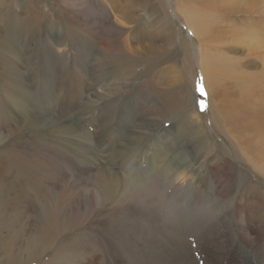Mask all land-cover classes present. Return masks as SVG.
I'll return each mask as SVG.
<instances>
[{
  "label": "rangeland",
  "instance_id": "374dc122",
  "mask_svg": "<svg viewBox=\"0 0 264 264\" xmlns=\"http://www.w3.org/2000/svg\"><path fill=\"white\" fill-rule=\"evenodd\" d=\"M238 76L264 0H0V264H264Z\"/></svg>",
  "mask_w": 264,
  "mask_h": 264
},
{
  "label": "bare ground",
  "instance_id": "6f19581e",
  "mask_svg": "<svg viewBox=\"0 0 264 264\" xmlns=\"http://www.w3.org/2000/svg\"><path fill=\"white\" fill-rule=\"evenodd\" d=\"M221 6V5H220ZM193 28V29H192ZM192 28H191V30L192 31H195L194 30V28L195 27H193L192 26ZM198 28H201V30H199V31H201L202 32V34H204L205 33V28L204 27H202V26H198ZM259 28V27H258ZM246 30V29H245ZM248 30V29H247ZM254 30V29H253ZM252 30V31H253ZM259 30V29H258ZM258 30H255L254 32H252V35H250V33H247L248 35H249V37L251 36V37H257L258 38V36H260V35H262V33H263V31H261L260 30V32L258 31ZM249 31V30H248ZM244 33V32H243ZM246 34V35H247ZM247 35V36H248ZM248 38V37H247ZM247 38H245V36H244V39H245V44H248L249 43V39H247ZM256 39V38H255ZM262 44V43H261ZM248 47V46H247ZM262 47H263V45H262ZM246 49V48H245ZM232 50V49H231ZM249 47H248V52H247V54H249ZM248 55H246V57H247ZM247 59V58H246ZM246 59H245V63H250V60L249 59H247V61H246ZM198 61H200V60H198ZM225 61H231V65H230V67H233V71H234V73L236 72V71H239V69H237L236 68V66H233V65H235V64H238V62L237 61H235L232 57H226L225 58ZM244 65H246V64H244ZM241 73V72H240ZM236 76V75H235ZM250 77V76H249ZM242 78H245V81H243L242 80ZM219 79H221V78H218V80ZM234 79H237L238 80V82H236V89L235 90H237L238 91V93L240 92V94H239V98H240V96H241V100H242V107H237V106H233V107H230L229 108V110L231 109L232 111H233V114L231 115V116H225L226 117V122H227V125L228 126H230L231 127V129H229L231 132H236V133H240L241 134V132H242V130L240 129L241 128V123H242V126L244 125L245 126V128L246 129H252V130H254V131H259V130H264V124H262V126H261V122H259V121H256L254 118H250L251 120L249 121L246 117L245 118H242L241 117V115L243 114V112L244 113H246L248 116H254L255 114H256V110H257V106H256V103H255V101H257V98H259V97H256V91H257V88H258V86L255 88V86L257 85V84H259V83H254V84H256V85H254L253 84V86H251L250 85V87H248V86H246V88H245V86L243 85L244 84V82H247L248 83V81H250V78H248V77H243V76H238V77H234ZM251 83V82H250ZM259 87H260V84H259ZM264 87V86H263ZM262 87V88H263ZM258 91H260V90H258ZM257 91V92H258ZM181 92H183V94L186 92V88H182L181 89ZM254 93V94H253ZM259 93V92H258ZM223 94V93H222ZM250 94H252V95H255L254 97V100L255 101H253V102H251V100H250ZM257 95H259V94H257ZM261 97H260V101H259V105L263 102V100H264V90H263V93H262V91H261ZM238 97H236V98H238ZM190 98H191V92H190ZM253 98V97H252ZM251 98V99H252ZM257 104V105H258ZM262 105V104H261ZM264 105V104H263ZM229 107V106H228ZM257 107V108H256ZM228 110V111H229ZM222 110H220V112H221ZM228 111H226V112H228ZM230 112V111H229ZM263 112V111H262ZM224 120V119H223ZM244 128V129H245ZM243 133V132H242ZM261 142H262V144H264V139L262 138L261 140H260ZM249 143V142H248ZM257 148H258V146H252L251 144L250 145H248V149L250 150V151H255V150H257ZM110 184L111 185H113L114 184V181L113 180H111L110 181ZM126 186V185H125Z\"/></svg>",
  "mask_w": 264,
  "mask_h": 264
}]
</instances>
